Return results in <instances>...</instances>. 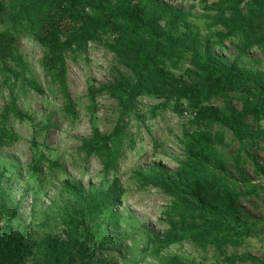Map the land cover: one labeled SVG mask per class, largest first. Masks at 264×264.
<instances>
[{
  "label": "trees",
  "instance_id": "trees-1",
  "mask_svg": "<svg viewBox=\"0 0 264 264\" xmlns=\"http://www.w3.org/2000/svg\"><path fill=\"white\" fill-rule=\"evenodd\" d=\"M174 1L0 0V72L9 90L4 120H30L17 107L20 94L27 89L45 95L18 50L22 38L33 39L44 50L41 69L47 88L62 96L71 118L77 112L67 85L69 55H87L91 43L100 44L123 69L113 84L88 87L92 110L98 97L107 95L117 102L119 113L110 133L94 125L79 148L85 157L100 160L103 174L111 176L110 185L86 189L81 183L64 180L61 188L68 199L61 213L64 239L48 234L29 246L24 234L13 232L9 220L0 230V264H26L29 257L34 261L38 255L40 264H96L97 251L108 244L118 249L119 237L108 239V230L118 229L117 211L125 195L119 164L128 147L129 124L133 117L139 119L143 98L159 102L150 112L153 118L166 110L192 118V127L184 130L180 140L184 158L174 173L161 163L133 172L140 190L155 189L169 201L163 213L169 230L149 236L144 252L159 264L247 262L248 257L237 251L249 239L264 235V218H246L239 209L241 200L264 194V185L253 184L244 168L250 161L258 168L254 152L264 143V132L247 124L249 119L264 122V73L241 67L238 58L231 64L225 62L215 55L212 42L222 46L227 39H237L242 50L264 45V0L213 3L207 10L215 14L204 17L210 27L220 29L214 36H203L191 10L175 7ZM207 1L202 0L203 4ZM183 66L194 71L190 83L172 72L189 73ZM232 98L241 103L240 110L230 104ZM219 101L222 105H215ZM215 128L230 130L247 156L233 160L237 180L215 166ZM12 139L2 126L0 147ZM44 159L39 157L38 163ZM48 162L50 168L58 166ZM38 163L35 172L40 171ZM185 245L205 256L197 262L173 252Z\"/></svg>",
  "mask_w": 264,
  "mask_h": 264
},
{
  "label": "rangeland",
  "instance_id": "rangeland-1",
  "mask_svg": "<svg viewBox=\"0 0 264 264\" xmlns=\"http://www.w3.org/2000/svg\"><path fill=\"white\" fill-rule=\"evenodd\" d=\"M217 1L208 0L203 4L202 0H176L171 4L191 10L195 16L193 21L199 25L202 35L214 36L220 29L210 27L209 20L204 16L215 14L207 8ZM17 47L30 66L33 77L45 90V95L27 89L20 94L17 107L30 120L20 121L13 117L4 120L2 111L9 102V90L3 86L0 72V128L5 126L13 136L12 141L0 147V230H4L11 220L13 232L24 234L27 244L32 246L48 234L64 239L61 213L68 204L61 188L64 180L81 183L86 189L110 185L111 176L103 174L100 160L85 157L79 148L82 140L90 137L94 125L102 133H110L119 113L117 102L107 95L98 97L96 107L92 110L87 98L88 87L92 84L95 88L113 84L118 72L123 69L114 55L100 44L91 43L87 55H69L67 85L77 112L76 117L71 118L65 112L62 96L57 92L51 93L47 88L41 69L44 55L42 47L31 38L20 39ZM212 47L215 55L225 62L231 64L238 58L241 67L264 73V45L242 50L237 39H227L222 46L212 42ZM183 69L189 70V73L183 70L172 72L177 77L182 74L186 82L190 83L195 78L194 71L189 66H183ZM233 99L230 104L240 110L241 103ZM158 103L149 98L141 99L139 119L133 117L129 124L128 147L120 159L118 173L125 195L117 211L118 229L108 230V239L119 237L116 242L118 249L108 244L105 249L97 251L94 257L96 264H159L144 250L149 236L164 234L169 230L163 216L169 201L155 189L140 190L132 176L135 170L147 169L155 163H161L174 173L184 158L180 140L184 130L192 127V118H180L170 110L159 111L153 118L150 112ZM222 103L219 101L215 105L220 106ZM247 124L253 130L264 132V122L257 124L249 119ZM214 134L218 150L215 166L220 167L221 173L237 180L233 160L237 158L242 161L247 156L230 130L215 128ZM260 147L254 152L258 168L254 167L253 161L244 165L247 176L257 186L264 185V143ZM41 156L45 159L39 164ZM48 161L58 166L50 168ZM37 163L40 171L35 172L33 167ZM239 209L246 218L263 219L264 194L258 198L241 200ZM173 252L197 262L205 256L190 245L182 249L175 248ZM237 252L248 257L247 262L239 264H264V235L249 239L245 247ZM26 264H40V256L34 261L33 256L29 257Z\"/></svg>",
  "mask_w": 264,
  "mask_h": 264
}]
</instances>
